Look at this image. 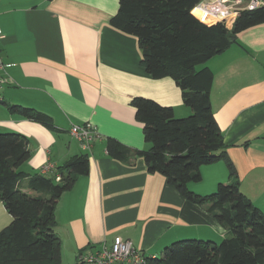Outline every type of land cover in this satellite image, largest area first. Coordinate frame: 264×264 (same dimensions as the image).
I'll list each match as a JSON object with an SVG mask.
<instances>
[{"label": "crops", "instance_id": "1", "mask_svg": "<svg viewBox=\"0 0 264 264\" xmlns=\"http://www.w3.org/2000/svg\"><path fill=\"white\" fill-rule=\"evenodd\" d=\"M118 9L119 0H0V56L9 64L2 100L42 111L54 125L50 129L0 104V131L28 138L32 157L24 169L30 175L48 161L55 166L44 175L55 176L75 155L89 160L88 174L56 206L63 264L66 255L77 264L80 251L111 247L118 235L156 258L176 240L217 242L228 232L206 206L186 199L163 174L148 171L142 156L122 160L108 152V138L132 150L151 147L131 104L136 96L173 107L176 117L192 114L174 78L148 76L138 39L111 25ZM236 37L202 67L214 72L212 108L238 176L230 177L219 160L203 165L200 183L188 186L206 195L221 182L238 181L264 213V23ZM85 122L99 133L90 148L70 133ZM12 220L0 198V231Z\"/></svg>", "mask_w": 264, "mask_h": 264}, {"label": "trees", "instance_id": "2", "mask_svg": "<svg viewBox=\"0 0 264 264\" xmlns=\"http://www.w3.org/2000/svg\"><path fill=\"white\" fill-rule=\"evenodd\" d=\"M200 1L119 0L111 25L138 39L141 64L148 76L174 78L192 114L176 117L173 107L136 96L131 104L151 147L132 150L108 138L107 149L122 160L142 156L148 171L163 174L182 196L206 206L227 228L219 243L179 239L147 264H264V213L242 192L240 183L221 182L215 192L206 195L188 186L202 180L203 165L219 160L226 163L230 177L238 176L212 108L214 72L197 66L226 50L230 37L264 23V4L241 10L228 27L198 10ZM0 104L54 129L52 117L42 111L3 100ZM31 157L25 135L0 131V198L13 218L0 231V264H62L61 240L54 230L56 206L77 178L89 172L88 157L75 155L57 168L60 180L56 173L30 175L24 167Z\"/></svg>", "mask_w": 264, "mask_h": 264}, {"label": "built area", "instance_id": "3", "mask_svg": "<svg viewBox=\"0 0 264 264\" xmlns=\"http://www.w3.org/2000/svg\"><path fill=\"white\" fill-rule=\"evenodd\" d=\"M263 4L264 0H201L197 8L231 27L241 10H252L261 7ZM7 65L9 64H5L0 56V100H2L1 89L7 82L4 74ZM70 133L80 140L85 148H90L93 140L99 135L96 127L90 122L73 125ZM54 166L52 162L48 161L40 168L39 173L47 174ZM56 179L60 180L61 175L57 174ZM78 259L81 262L91 264H146L148 261L147 256L141 249L137 248L130 239L120 235L114 238L111 247H102L90 252H80Z\"/></svg>", "mask_w": 264, "mask_h": 264}, {"label": "rangeland", "instance_id": "4", "mask_svg": "<svg viewBox=\"0 0 264 264\" xmlns=\"http://www.w3.org/2000/svg\"><path fill=\"white\" fill-rule=\"evenodd\" d=\"M204 65V63L203 64H200V65H198L197 66V68L199 69V68H201L202 66ZM4 86V85H3ZM181 118V117H180ZM223 167H226V164L223 162ZM200 183V182H199ZM201 183H203V182H201ZM205 183H207L206 181H205ZM224 183H227V182H224ZM219 242H221V240H218L217 241V243H219ZM80 252H84L83 250L82 251H80ZM79 252V253H80ZM78 253V254H79ZM148 258V257H147ZM77 260H78V263L77 264H84V263H87V264H91V263H88V262H81V261H79V259H78V255H77ZM148 261H149V258H148ZM148 261H147V263H148ZM146 263V264H147ZM62 264H63V259H62ZM64 264H74L73 262H72V260H71V258H68V255H66L65 256V260H64Z\"/></svg>", "mask_w": 264, "mask_h": 264}, {"label": "water", "instance_id": "5", "mask_svg": "<svg viewBox=\"0 0 264 264\" xmlns=\"http://www.w3.org/2000/svg\"><path fill=\"white\" fill-rule=\"evenodd\" d=\"M236 40V36H232V37H230L229 38V41L232 43L233 41H235Z\"/></svg>", "mask_w": 264, "mask_h": 264}]
</instances>
